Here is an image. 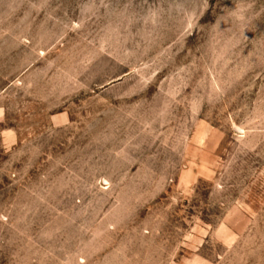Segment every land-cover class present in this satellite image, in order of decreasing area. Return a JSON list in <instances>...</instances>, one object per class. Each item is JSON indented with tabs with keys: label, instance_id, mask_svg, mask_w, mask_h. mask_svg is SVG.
Segmentation results:
<instances>
[{
	"label": "rangeland",
	"instance_id": "1",
	"mask_svg": "<svg viewBox=\"0 0 264 264\" xmlns=\"http://www.w3.org/2000/svg\"><path fill=\"white\" fill-rule=\"evenodd\" d=\"M0 264H264V0H0Z\"/></svg>",
	"mask_w": 264,
	"mask_h": 264
}]
</instances>
